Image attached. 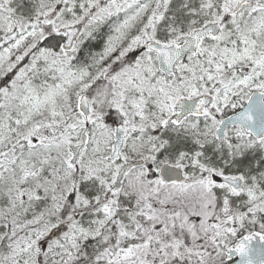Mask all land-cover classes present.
<instances>
[{"label":"snow or ice","instance_id":"snow-or-ice-1","mask_svg":"<svg viewBox=\"0 0 264 264\" xmlns=\"http://www.w3.org/2000/svg\"><path fill=\"white\" fill-rule=\"evenodd\" d=\"M0 264H264V0H0Z\"/></svg>","mask_w":264,"mask_h":264}]
</instances>
